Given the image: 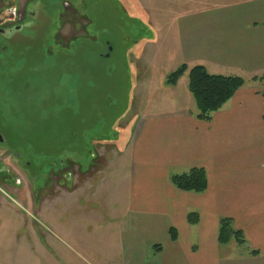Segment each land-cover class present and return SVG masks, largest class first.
<instances>
[{
	"label": "rangeland",
	"instance_id": "374dc122",
	"mask_svg": "<svg viewBox=\"0 0 264 264\" xmlns=\"http://www.w3.org/2000/svg\"><path fill=\"white\" fill-rule=\"evenodd\" d=\"M193 3L0 0V18L21 16L19 31L0 33V156L13 152L12 179L0 174V264H121L126 230L154 238L114 190L128 180L140 102L179 66Z\"/></svg>",
	"mask_w": 264,
	"mask_h": 264
},
{
	"label": "crops",
	"instance_id": "0c3cea01",
	"mask_svg": "<svg viewBox=\"0 0 264 264\" xmlns=\"http://www.w3.org/2000/svg\"><path fill=\"white\" fill-rule=\"evenodd\" d=\"M181 14L177 69L202 66L246 84L210 121L197 118L188 71L176 86L166 79L161 89L150 88L158 97L139 101L146 107L125 152L128 180L122 178L114 191L128 200L131 221L142 223L139 230L155 235L143 245L126 230L121 264H264V0H196ZM193 168L207 173L203 194L171 183L174 174ZM190 213H198L196 225L189 223ZM223 219L243 232L245 245L220 243Z\"/></svg>",
	"mask_w": 264,
	"mask_h": 264
},
{
	"label": "trees",
	"instance_id": "16d2710c",
	"mask_svg": "<svg viewBox=\"0 0 264 264\" xmlns=\"http://www.w3.org/2000/svg\"><path fill=\"white\" fill-rule=\"evenodd\" d=\"M188 70L186 65L179 67L169 75L167 85L176 86ZM260 79L264 81V76ZM189 80V90L197 104V118L203 121H210L212 115L221 110L246 84L242 77L211 75L202 66H196L190 70ZM171 183L181 191L203 194L208 188L207 173L203 168H193L187 173L172 176ZM188 221L191 225H196L199 222L198 213H190ZM177 237V230L171 228L170 239L176 241ZM219 239L221 244L229 243L231 240H235L240 246L246 244L243 232L236 230L230 219L221 220ZM161 249V246H156L157 251ZM258 253L257 251L253 252V254Z\"/></svg>",
	"mask_w": 264,
	"mask_h": 264
},
{
	"label": "flooded vegetation",
	"instance_id": "af4514ba",
	"mask_svg": "<svg viewBox=\"0 0 264 264\" xmlns=\"http://www.w3.org/2000/svg\"><path fill=\"white\" fill-rule=\"evenodd\" d=\"M6 10V13H8L7 11H8V9L6 8L5 9ZM5 13V14H6ZM10 15V16H9ZM9 19H8V18ZM20 18H21V16L20 15H18V14H16V12L15 11H11V13L9 14L8 13V16L6 15L5 17H3L2 16V18H0V22H2L1 24H0V33L1 34H12V33H14L15 31H19L20 30V28H21V25H19V24H17L18 22H19V20H20ZM11 25V27H9V28H3V26H6V25ZM6 30H8V31H6ZM6 143V141H5V139L0 135V144H5ZM7 152H11V154L8 156V157H10L11 155H13V152L12 151H10V150H7L5 153H7ZM4 153V154H5ZM4 154H2L1 156H0V174H2L1 176H4V180L5 181H9L10 179H12V173H11V171L9 170V168H7L6 166H4V164H3V161L4 160H1V157L4 155ZM15 155V154H14ZM6 160V159H5Z\"/></svg>",
	"mask_w": 264,
	"mask_h": 264
},
{
	"label": "water",
	"instance_id": "95a60500",
	"mask_svg": "<svg viewBox=\"0 0 264 264\" xmlns=\"http://www.w3.org/2000/svg\"><path fill=\"white\" fill-rule=\"evenodd\" d=\"M2 22H0V24H1ZM11 154V152H7V153H5L2 157H1V160H5V159H7L8 158V156Z\"/></svg>",
	"mask_w": 264,
	"mask_h": 264
}]
</instances>
